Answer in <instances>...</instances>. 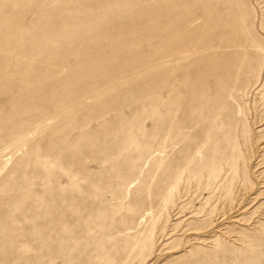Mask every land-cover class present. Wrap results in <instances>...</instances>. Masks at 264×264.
<instances>
[{"label": "rangeland", "instance_id": "374dc122", "mask_svg": "<svg viewBox=\"0 0 264 264\" xmlns=\"http://www.w3.org/2000/svg\"><path fill=\"white\" fill-rule=\"evenodd\" d=\"M0 264H264V0H0Z\"/></svg>", "mask_w": 264, "mask_h": 264}]
</instances>
